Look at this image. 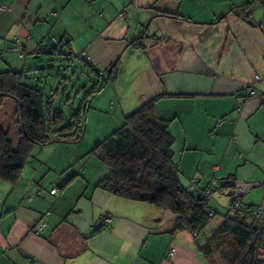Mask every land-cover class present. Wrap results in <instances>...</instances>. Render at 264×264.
Returning <instances> with one entry per match:
<instances>
[{"label": "crops", "instance_id": "1", "mask_svg": "<svg viewBox=\"0 0 264 264\" xmlns=\"http://www.w3.org/2000/svg\"><path fill=\"white\" fill-rule=\"evenodd\" d=\"M0 1V72L26 71V55H53L63 37L99 76L119 59L106 85L120 124L158 97L185 184L229 180L219 192L245 186L242 204L264 209V0ZM16 44L23 57L6 50ZM53 143L56 153L70 144ZM45 146H33L16 183L0 179V264H211L204 244L220 225L200 238L176 229L171 212L99 187V160L96 172L80 151L78 166L56 165L36 157Z\"/></svg>", "mask_w": 264, "mask_h": 264}, {"label": "trees", "instance_id": "2", "mask_svg": "<svg viewBox=\"0 0 264 264\" xmlns=\"http://www.w3.org/2000/svg\"><path fill=\"white\" fill-rule=\"evenodd\" d=\"M69 44L70 39L63 37L59 44L54 41L49 51L44 45L40 49L53 55H63L74 63L77 60L65 56V52L75 53ZM141 44L140 39L134 43L135 46ZM78 61L90 62L86 58ZM118 71L119 59L100 75L105 85L106 81L116 77ZM29 81L26 71L0 72V108L6 98H13L21 128V140L16 147L11 129L0 123V179L12 183L21 178L25 162L35 144L47 145L57 141L77 143L84 138V111L89 108L90 99L104 87H94L79 100L71 96L68 104L75 103L68 121L64 110L56 105L58 97L54 93L47 94L39 83L31 84ZM65 87V84H61L63 91ZM157 99H149L127 114L120 127L91 149L99 160V187L171 212L175 216L176 229L188 228L196 237L205 236V229L218 213L209 206L213 194L233 184L229 180L223 181V185L212 192L209 201L202 193L208 186L198 188L191 187V182L185 184L179 165L174 160L175 137L169 129V120L160 117L157 112ZM66 182L60 183L62 188ZM234 192H229L231 201L228 213L224 215L222 224L209 235L204 249L211 264H217L213 258V248L222 246L223 239L227 238V245L220 252L222 258L231 264H264V217L253 214L251 209L258 206L242 204L244 210L233 209Z\"/></svg>", "mask_w": 264, "mask_h": 264}, {"label": "rangeland", "instance_id": "3", "mask_svg": "<svg viewBox=\"0 0 264 264\" xmlns=\"http://www.w3.org/2000/svg\"><path fill=\"white\" fill-rule=\"evenodd\" d=\"M75 53L81 52L75 51ZM23 62H25L24 68L26 69V74L30 77L29 82L31 84L39 83L44 87L47 94L54 93L58 97L56 105L64 110L67 119H69L68 121L71 119V107L73 103H75L73 101L68 104L67 100L70 99L71 96L79 100L83 98L88 91H92L94 87L99 88L102 85H105L104 80L86 63L78 60L71 63L69 60H66L63 55L58 56L46 54L40 57L26 55ZM61 84H65L66 90L63 91V89H61ZM114 89L115 86L113 83H108L104 90L102 89L95 97L90 99V108L87 112L84 111L86 128L84 138L80 143L74 142L69 145L65 144V146L69 147L63 149L61 153H56L54 149L58 151V145L56 148V143H51L46 145L41 151H38L39 153H37L36 157L40 159L49 158L51 162L56 165H59L57 163L58 159L64 157V162H69V160L74 161L73 163L78 166V162L75 161L76 157L72 156L76 155L75 152L80 151V153L84 155V166L87 165L90 171L96 172L98 168V158L96 155L90 154L92 147L104 140L124 123L123 120V123L120 124L119 117L114 113L115 105H113L111 98L115 91ZM9 100L10 98H6L1 106L0 122L3 125L12 127L11 131L15 137L14 140L17 143L18 139L16 140V137L18 128L17 125L11 123L12 119H16L15 114L17 113V108L15 111L14 105H10L11 103H9ZM74 105H77V103ZM47 180L48 177L45 181ZM219 191L214 193L212 203L209 204V206L215 209L218 213L213 217L211 223L205 229V233L211 231L214 227L221 225L224 215L229 211L231 198L226 193ZM227 240V238H224L222 246H214L213 248V258L217 264H231L227 259L222 258L220 255V252L227 245L225 243Z\"/></svg>", "mask_w": 264, "mask_h": 264}, {"label": "built area", "instance_id": "4", "mask_svg": "<svg viewBox=\"0 0 264 264\" xmlns=\"http://www.w3.org/2000/svg\"><path fill=\"white\" fill-rule=\"evenodd\" d=\"M5 6L3 5V3L0 1V8H4ZM120 16H123V13H120ZM16 39V42L18 41V37L15 38ZM54 41L59 44L60 43V40L59 39H56L54 38ZM7 51H14V52H17L19 53L20 56H24L25 55V51L23 48H21L19 45H14V46H11V47H8L6 48ZM65 56L67 58H69L70 60H82V59H88L90 60V57L84 53V52H81V53H73V54H70L68 52H65ZM223 185V182H220L218 180H213L212 182H210V184L208 185L207 189H204L202 191V193L207 196L208 198V201L210 200L211 196H212V192L217 189V188H220L221 186ZM196 186V180L193 179L191 180V187H195ZM59 187L56 186L54 187L52 190H51V193L55 194L59 191ZM246 190H247V187L245 186H242V188L239 187V190L238 192H234V195H233V199H234V202L232 203L231 207L233 209H235L236 211L237 210H244V207L242 205V203H240V196H242L244 193H246ZM253 211V214L254 215H257L258 217L260 218H263L264 217V211H263V208L262 206H258L256 208H252L251 209ZM45 226L44 223H40L36 226V229L37 230H41L43 229ZM174 249H171L169 252H168V257L169 256H172L174 254Z\"/></svg>", "mask_w": 264, "mask_h": 264}]
</instances>
